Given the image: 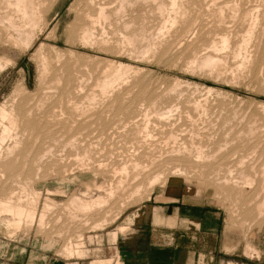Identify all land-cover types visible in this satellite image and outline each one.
<instances>
[{
	"label": "rangeland",
	"instance_id": "obj_1",
	"mask_svg": "<svg viewBox=\"0 0 264 264\" xmlns=\"http://www.w3.org/2000/svg\"><path fill=\"white\" fill-rule=\"evenodd\" d=\"M37 1L38 0H36L35 2ZM87 1L88 0H43L39 3L37 2L39 7L43 8L41 9V12H42V17L44 19L42 21V23L44 22L43 23L44 26L42 24L40 27L41 29L40 28L39 30L36 29V32L34 33L35 34L34 41L30 47L26 48L22 43L21 44L23 46H21L20 42H18L19 44L17 43L15 45L13 43L14 41L13 42L11 40L9 41L10 37L9 35L5 34L6 31L2 32L3 36H2V40L0 41V59H2V63L4 66H2V69H0V105L5 104L7 102L6 104V106H8L7 108L11 109L12 107V109L18 112V114H21V116H24L25 114H29L30 116L32 115L36 117L35 120L32 119L34 117L30 118V121L33 120L32 122H30V125L34 123L35 124L39 123V124H36L35 131H33L34 136H32L31 133H28L32 130L31 127L28 130L26 128L27 131L25 130V142H26L25 146L27 147L25 148V150H22L23 157L20 159V161H17L15 163L11 161L10 163H8V166L0 165V198H1L0 201L5 198L8 199V196H10V194L15 190L18 191V194H20L21 193L20 186L22 184L26 186L27 188H29L30 191L38 192L39 200L34 198L35 195L31 197V200H30L34 202L36 200L38 201L36 202L37 209H36L35 216L33 218L34 220L31 221L32 223L27 222V221L25 222L23 220V222H21V225H19V223H17L18 222L17 220H13L11 224L6 221H2L5 218H2L0 220V264H66V263L92 264L94 261H97L96 259H100V258L111 259L110 264H115L117 258L118 257L120 258L117 238H119L120 234L129 232L131 228L135 226L134 224L135 222H145L148 219L151 220L152 222H156L158 224L160 223V225L162 224V226H164L165 228H169V229L171 228L173 230L174 229L180 230V228L185 227L186 230L195 231V233L189 232L188 236H183V235L179 236V241H180L179 243L181 245H185V247H187V249H189L191 252L190 257L188 256V260L190 258V261L188 264H229L230 261H232L235 264H264V214H263L264 211L263 213L262 211H260V208L258 207L259 201L255 198L254 199L257 201H253V197H255V195L252 197L250 195L245 194L247 197L244 195H238V197H236L237 194L234 191L237 188L230 187V186H226L224 188L225 184L220 183L219 182L220 179H218L215 176L213 179L211 178L212 175H214L213 174L214 170H215V174L218 176V173L216 172H217L218 166L221 167L219 164L221 165L224 164V166H226L230 163L233 164V162H236V164L234 163V167L237 166L236 168H239V165H240L239 163L241 162V159L248 157L247 156L249 155L248 152L250 151L252 153V149L255 155L249 152L251 155H253V156L249 155L252 157L251 159L249 158L250 159L249 162L251 161L250 163H255L259 161L258 164H261L264 162L263 160L264 159V149H263L264 148L263 146L264 145L263 144L264 143V137H263L264 130H260L264 128L263 126L264 124H262L264 123L262 122L264 121V114H263L264 112H262L264 110L263 108H261L262 106H264V48H263L264 47L263 46L264 45V20H263L264 19V12H263L264 6H262V4L264 5V0H254L255 2L253 0L252 1L249 0V3L247 2V0L246 1L245 0H241V1L232 0L233 2L231 0H228V2L230 1L229 3H227L226 0H225L226 2H224L223 0H218L219 2L221 1L220 4L222 8L218 4L219 2L216 3L217 2L216 0L214 1L212 0L213 2L210 0L208 1L207 0L205 1L204 0H191V5L193 1L194 2L196 1V3H193V4L198 5V7L196 6L197 8L199 7L201 8V9L196 10V7L193 8V5H192L191 8L195 9V12L198 11L197 15L195 14V12L193 13L194 10L192 12L191 10L188 11L187 6L190 7L189 5L190 2L186 1L185 8L187 11H186L185 16L187 17V19L184 16L185 20L184 19L182 20L186 22L187 25L186 24L185 25L188 29H185V26H181V24L180 25L178 24L179 27L181 26L179 30L180 32L177 29L175 30L172 29V31L166 29V24L164 23L163 17L167 14L165 13L163 15V14H160V12H157L158 10L155 6V3H148V4L137 3L136 5L129 7L126 11L127 14L134 12L136 16L133 14V17H132V13L130 14L131 16L129 14H128L129 16L126 14L124 15V17H122L123 19H115L114 20L115 23H113L114 25L109 22H106V23L104 22L103 24H101L102 23L101 22L97 25V28L95 30L96 39L98 38L101 39L102 37L104 39L106 36V38L107 37L110 38L109 43L107 41L108 39L106 38H105L106 42L103 41V39H101L100 43L98 39L96 40L97 43L94 44L93 46L87 45L85 47V44L84 45L82 44L79 37H77L76 33H74V30H75L77 21H79L83 17L84 12L82 11L86 9V8L84 9V6L86 7ZM106 1L112 2L115 4L114 0H106ZM163 1L166 3V5H168L167 7H169V0H163ZM200 1H202V3L205 2L206 5L208 4V6H206L204 3L202 4ZM237 1L240 3H237ZM243 1L245 2L243 3ZM250 1L253 3H251ZM210 2L212 3V5H214V2H215L216 6L215 5L213 6L215 10L220 7L218 9V12L220 9H223V13H225L227 16L226 17L224 16L223 18L222 17L221 18H222V21L225 22V24L229 22V24L228 23L226 24L228 27L223 24L220 17H217L218 15L220 16L222 13H218L216 10L218 14H215L213 11L212 5H210ZM40 3L43 6H41ZM199 3H201L203 7L205 5L204 7L205 13L202 11L203 7L200 6ZM231 3H235L236 6L234 8L237 11H235L234 8H231V10L233 9L234 11L233 10L231 11L229 9L230 7L234 5L232 4L231 6ZM116 4L114 6H117ZM227 4H229L230 7L228 5V8H227ZM256 6L257 8L259 7L262 8V10L260 8L259 9L255 8ZM210 7L212 8V10H210L211 9ZM241 7H244L246 12H243L244 10L241 11L243 9ZM249 8L253 9V11H251V9ZM206 10H209V11H206ZM229 10H230V13L237 12L236 15L230 14ZM210 11H213V12H210ZM256 11L257 12L262 11V14H260L261 12L257 13ZM240 12H242L243 14L247 13L246 14L247 18H244L246 17L245 15L244 16L240 15L242 14ZM207 13L208 15L210 14V16L217 15L216 18H219V19L213 20V18H211L210 16H207ZM199 14H202V16L200 15L199 17ZM205 14L207 18H205L206 17ZM229 14L233 15V17L235 18H233L232 16H231V19L228 18L230 17ZM255 14L262 15L260 16L261 19L256 18V21L257 20H261V21L257 23L256 25L257 28L254 29V30L257 29V31L260 30V32L258 31L259 34L258 33L255 34V36L259 35L257 36L259 40H257V38L253 35L254 38L252 37L253 40L251 39L253 41L252 45L250 42V45H251L250 47L253 46L252 49L250 47L249 49L246 48V50L248 49L247 53L250 49H251L250 51L252 50L254 51L253 53L249 51V53H252L253 55H255V57L253 56L254 58L252 57L254 61L252 60V58H250L252 54L243 55L242 58L241 56H239L240 58L235 57L234 55H232V50L235 47V45L239 43V40H240L239 38H241V35L243 34L241 32H244L245 29L248 28L250 24V19L251 17L253 18V16H256ZM187 15L196 16V17L191 18L190 16L191 18L190 19ZM44 16H46V19ZM238 16L241 18L243 17L244 19L242 18L240 20ZM135 17L137 18L135 19ZM208 17L211 18V20ZM227 18L230 19V21ZM248 18L250 19L248 20ZM132 19L137 20V22L133 20L134 27L132 26L133 24L132 23L130 28L126 29L127 31L124 30L125 28L124 21L130 20V22H133ZM232 19H235L233 21H236V22H238L239 20L240 21L237 24L235 22L230 23ZM246 19L248 20L249 24L247 23V21H243ZM201 20L203 21V23ZM205 21H207V23H205ZM213 21L218 22L219 24L221 23L223 26H226V27L223 28L222 26V29H223L222 31L221 24H220V28L218 26L219 24L216 25L217 27H215L214 26L215 23ZM195 22H197L196 25H195ZM136 23H138V25H135ZM170 25H168V27ZM202 25H204L205 28H203L204 26ZM172 26L173 25H171L170 27ZM206 26L208 27L206 28ZM179 27L175 26V28H178V29ZM199 27L203 28V30ZM157 28L160 31L156 30ZM160 28L161 29L163 28L162 31ZM197 28H199L200 34L198 33ZM225 28L226 29L228 28L229 30H226ZM141 29H142V33L140 31ZM168 29H171V28H168ZM181 29L183 30V32H181L182 31ZM143 30H145V32H143ZM192 30H194V32H192ZM215 30L217 32L218 37H221L223 32L224 34L227 33L229 35L230 31H232L230 33H232L233 36L235 37V38L231 37L232 34H230L229 36L231 37V39L233 38L234 40L235 39L237 40L239 36L237 44H236V40L235 41L232 40V42L233 41L235 42V43L231 42L232 45L234 44L233 45L234 47H232V50L227 51L228 53L225 52L228 55L227 58H226L227 55L225 54L226 56H224V53H223L224 60L226 58L225 62H227L229 65L227 63L225 64H227L228 66L224 64V67L222 70L225 71L226 73L224 74V72L221 71L219 76L217 75L215 71H214L215 73H211L212 75L214 74L212 76L209 73V71L206 72L205 70L203 71L198 68H193L191 65L193 62V61L191 62V59L198 58L196 56L198 53L197 51L195 52L194 50L198 48L199 46H201L200 49L203 48V46L204 47L210 46L211 45L210 42L212 43V41L215 40L213 38L217 36ZM217 30L219 32L221 30L220 32L221 35L218 34ZM129 31L134 36L133 42L136 45H134L133 43H126L127 46L129 47L128 48L126 44L124 43L126 40L124 36L127 35L128 33L130 34ZM134 31L135 33L133 34ZM176 31L178 32L176 33ZM209 31L211 32L208 33ZM150 32L154 34L156 32L155 35L153 36L151 35L152 38H154L155 36L156 37L159 36L160 38L159 40L161 41L164 36L166 37V35H168L167 36V40H168L169 35L171 33L172 34L168 41L164 37L165 39L163 38V40L165 41L161 43V41L158 42L159 40L157 41L156 38L152 39L151 36L149 35ZM166 32H168V34ZM204 33L205 34L207 33L208 36L207 35L205 36ZM10 34L12 35L13 32L11 31ZM209 34H211L210 37H213V38L211 39L208 38ZM119 35L120 37L124 39L120 38ZM138 35L140 36L138 37ZM160 35H162V38ZM193 35L195 37L196 36L198 37H196L195 40H191L190 39L191 37L195 38ZM214 35L216 36L214 37ZM115 36H117V38ZM149 36L151 39H148ZM172 36L174 38L176 37V41L173 42L174 38ZM186 36L189 37L190 42L192 41L191 43L189 42ZM7 37H9L8 40H7ZM135 37L136 38L138 37L141 39L139 40L138 38L136 39ZM204 37L206 38L204 39ZM202 39H204V41ZM217 39L218 38H216L215 40L216 42H217ZM110 40H113V41L110 42ZM117 40H120L121 42L122 40H124L122 43L119 41L122 46L125 45L124 47H120L122 49H119L118 47L119 42ZM183 40L184 41L186 40V41L184 42ZM206 40H209V41H206ZM135 41L137 42L135 43ZM156 41L158 43H161V48L162 46H163V49L165 48L164 49L165 51L163 50L164 52L161 51L162 49L159 47L160 44L156 43ZM199 41L203 42V45H201L202 43H199ZM257 41L260 46L256 44ZM104 42L106 45H104ZM177 42H178V45H177ZM120 43H119V46H121ZM42 44L44 45L42 48V53L47 56L50 62L48 72L46 71V74L48 75V77L46 74L43 76L45 72H43L44 71L43 68H40L42 67V64L40 63V60L38 59L37 54H35V53H39V48L41 47ZM97 44L98 46H96ZM152 44L155 45L153 46L154 48L155 47L157 48L156 45L158 44V48L154 49L155 51L158 50L156 51V54L155 52L153 53L152 51L153 50L151 47ZM147 45L149 46V48ZM186 45L190 47H187ZM255 45H257V48ZM130 47L131 49L136 50V51L131 52ZM180 48H184L185 51ZM192 48H193V51H192ZM150 49H152L151 50L152 52H150ZM107 50L110 52H108ZM210 50H213V49H210ZM71 51L73 52L74 55H71L72 54ZM119 51L121 52V55L118 54ZM122 52H124L125 54ZM141 52L143 54H141ZM144 52H146L147 54L146 56L144 55L145 54ZM211 52L215 53L214 50ZM261 52L262 54H260ZM178 54L180 56H178ZM260 55H263V56H260ZM140 56L142 57V59ZM143 56L146 57V60H145V57L143 58ZM147 56H151V57L148 58ZM188 56H190L191 58L190 57L187 58ZM220 56H222V54H220ZM229 56L231 57L229 58ZM95 57H98L99 59ZM233 57L235 60H237L238 58V61H235ZM244 57L245 59L252 60V61L245 60L246 64L248 61L252 62V64L250 65V62H248L249 65L248 64L246 65L243 62ZM259 57L260 59L261 57L263 58L261 59L262 61L259 59ZM104 58L106 59L109 58L115 61V63H117L116 66L120 62L122 63V65L124 64L123 66L130 67V65H132L131 67L132 68L134 67L135 69L130 68L134 72L133 74H132V71H130V69H128L129 71L124 73L125 75L124 77H126L127 79H125L124 77L123 78L126 80L127 83L125 82L123 78H121L123 79L124 83L122 82V80H118L117 84L119 86L115 82L114 91L109 90L108 92H106L105 94L106 96L104 95L103 97V94H101L99 97V93H101V90L99 89L100 87H98V82L100 83L98 79L100 78L102 81L103 77L107 76L105 74L110 72L112 69L108 67L110 69L109 70L106 67L108 65L107 64L108 60L102 64L101 60L102 61L106 60ZM88 61H89L88 64L90 65L87 64L89 68H86L85 64ZM189 62H191V64ZM240 62L242 65L240 64ZM238 64H240L241 66H239ZM232 65L234 66L236 65L237 68L236 66L234 67ZM245 65L247 67L246 71L245 69H242L245 67ZM98 66L101 69L105 68V70L102 69L101 72H99L100 70L97 71V69H99ZM188 66H191V67L187 68ZM90 68L92 69L89 70ZM190 68L196 69V70H192ZM231 69L232 70L235 69V70L231 71ZM106 70L107 71L109 70V71L107 72ZM240 70L241 71L244 70L243 74L242 72H240ZM88 71H92L94 75L91 76L92 72H88ZM234 71L237 73H235ZM222 73L224 76L221 75ZM230 73L231 74L235 73L233 74L234 77ZM101 74H104L105 76L102 75L103 76L102 77ZM239 75H241L242 77ZM43 78L45 79V81ZM56 80L58 81L56 82ZM80 85L82 86L81 88H84V89L79 88ZM129 85H131L132 87ZM91 86H93L94 89L98 87L95 90V92L97 91L96 93H98V97L96 98V100L97 102L98 101L100 102V100L102 101L103 99L102 101L103 103L100 102L99 104L98 102L96 104V100H95V102H92L95 104L94 105V104H91L89 100L88 101L85 100V98H87L86 95L90 92V91L89 92H85V91L91 90V92H94L92 91L94 89H91ZM175 86L177 87L174 88ZM48 87H52V88L49 90ZM17 88L19 90H17ZM75 89H77V91ZM209 89H212V92H209ZM62 90H64L63 93H61ZM46 93H49V94H46ZM122 94H123V97H122ZM185 96L187 99L184 98ZM106 97H107V101H105ZM175 97H178V98H175ZM83 98L86 101V102H83L84 103L83 107L86 108L88 105V108H90V109L87 108L86 110L83 108L84 111H87L86 113H83L84 112L83 110L81 112V108H82L81 105H83L82 101H84ZM99 98H102V99H99ZM74 99L76 103L78 101V103L80 104L79 106L76 105L77 107L80 108V109L77 108L76 110L77 112L79 110L78 112L79 115H77L78 113L74 110L76 109L75 108L76 106L74 107V109L72 106L68 107V102L70 105L71 104L70 102L72 100L74 101ZM155 99L157 103H155L156 101L154 102ZM176 99L177 101L180 100V102L179 101L177 102ZM197 99L200 100V102L203 104H200V102ZM203 99H205V101ZM150 100L151 101L153 100V101L151 102ZM206 100L208 102H206ZM73 101H72V104L74 103ZM185 101L187 102V104ZM176 102L178 104L180 103L179 105L180 107H178L177 105L176 106L177 108L174 107L173 109V106L177 104ZM188 102L191 104L196 103L195 104L196 108L193 105H190ZM150 103L151 105H153L152 103H154V105L151 106ZM156 105L159 106L158 109H156L157 108ZM164 105L169 107V108L166 107V109L171 108L172 112L175 111L172 114L170 113L171 117L172 115H175L177 112L178 114L175 115L176 117L173 116V119L170 120L171 122V125L169 124L170 128L166 127L167 130L164 129L163 131H161V129L158 130V128L162 124H160L159 122L158 124L155 118H157L156 116L158 115L157 111H160L162 108L164 109H162L161 111L165 110ZM200 105L202 107H199ZM184 106H185V109H188V112H186L187 110L184 109ZM70 107L72 108L74 112L71 111ZM153 107H155L157 111H155ZM205 107H208L209 112L206 110ZM54 108L56 111L59 110L58 108H60L61 110L65 109L64 111H66L67 114L65 113L66 114L65 117L64 118L62 117V120L60 122H57L55 125H52L53 121L50 119H53L52 117L54 116L49 115L51 114L49 113V111H54ZM92 108L94 109V111L93 110L91 111ZM199 108H204V110L201 109V112L198 113ZM224 108L227 111L224 110ZM183 109L185 110V112ZM195 109H197L196 112H195ZM235 109L238 110L236 112L237 116H233L235 115V112H234ZM128 111L131 112L133 116L136 115L138 119L142 121L143 119L147 118L151 122V123L149 122V127H150L149 132L150 134L154 135V138L151 140L156 145H152V144L148 145L147 151L149 154L152 148L154 150L155 146H158L157 147L158 150H154L156 152L155 153L153 152V155H149L150 156L149 159L154 157L155 159L154 163L157 165V166L155 164L153 165L151 172L156 171L155 173H158L161 171L164 173V176L161 178L162 180L158 181L157 183H155V185L150 187L148 185L147 179H143L141 177L142 179L139 178L140 180L138 179L139 181L138 182L137 180L135 181L134 176L131 175L128 179V183L125 184V187L122 188L119 192H117L115 197L110 199L107 204H104L99 209H96V210L94 209V211L92 210L91 212H88V213L78 212V215L74 216V214H72V212H75L74 208H70L71 206L67 208V206L69 205L70 199L74 195H78L79 197H82L84 199L96 198L100 194L106 196L107 194L105 192V189L108 188L111 183H113L114 185L117 184V181L119 178L114 177L113 173H116L118 171L120 172L121 170L120 168H122V163L124 164L126 162H129L130 159H136L137 157L140 156V154H141L140 157L144 156V161L147 160V156L146 154L144 155V151H143L144 149L142 148L138 150L139 152L138 156L134 154L135 152L133 151L135 150L131 149V146H132L130 143L131 140L126 138L127 130L123 128V123L117 120V118H120V117H124V118L128 117L129 115ZM202 112H205V113H202ZM58 113H60V111H57L56 114ZM82 113L83 115L80 116ZM188 113L189 114L191 113L192 115L189 116ZM43 114H44V117H43ZM96 114H98L99 116ZM167 114L169 115V113ZM88 116H92V117H88ZM257 116L261 120L259 118H256ZM67 117H72V118H68L69 119L68 120L66 119ZM176 118H178V120H176ZM225 119L226 120L229 119V122L225 121ZM256 119L258 121L255 122V125H257L258 127L260 126L262 128L259 127L258 129V127L256 128V126H253L254 125L253 121L254 120L256 121ZM192 121H195V122L192 123ZM47 122H51V124L48 125ZM249 122H253V124ZM225 123H228V125L227 124L225 125ZM46 124L48 125V127ZM43 125L47 127L48 129L44 131L45 128H42L43 129L42 130L40 127H44ZM77 125L78 126L80 125V126L78 127ZM64 126H66L67 128H64ZM171 126L173 127L172 129H171ZM87 127L88 129H86ZM252 127L254 128V129H251L253 130V133H251V130H250V128ZM69 128L71 130H69ZM111 129L114 131H111ZM244 130L246 131V133L244 132ZM38 131H40L39 132L40 134L38 133ZM49 131L52 132L50 133L51 136L48 134ZM168 131H169V134H168ZM188 131H190L191 133ZM198 131L202 133L204 132V134L200 133L201 134L200 135ZM80 132L83 134L82 136ZM187 132L190 134H188ZM239 133H241L240 134L241 138L238 137ZM163 134H165V136H163ZM166 134H168L169 136L168 135L166 136ZM173 134H174V137L172 138ZM176 134L177 135L179 134L178 135L179 137ZM195 134L196 135L199 134L200 136H202L203 137V138L201 137L202 141L200 137L196 138L198 136H196ZM225 134H228V135H225ZM246 134L247 136L248 135L249 136L247 137ZM37 135L39 136V138ZM47 135L48 137H46ZM74 135L80 136L79 137L80 144L78 146H72L68 143L67 145V142H69L70 138H72V136ZM252 135H255V136H252ZM170 136L171 138H168ZM166 137L168 139V142L170 141L171 144L170 142L169 143L167 142ZM192 138L193 139L195 138V140H193ZM192 140L195 144L191 142ZM226 141H229V142H227L228 144L226 145V147H224L225 146L224 144ZM233 141L234 143H232ZM236 141L238 142L235 143ZM243 141L246 143V145ZM187 143L194 144L193 151H196L195 149H197V146H198L197 144L201 145L199 147L200 149L198 148L199 151L202 149L201 147H203L204 150H201L202 153L203 151L204 153L206 151L207 153L209 152L208 154L210 156L208 154L205 155L206 153L204 154L205 156L209 157L208 158L209 160L208 161L205 160L203 161L204 163H202L199 160L195 159L196 157L188 158L185 155H183L184 154L183 152L185 151L183 152L181 151L183 149L185 150V145H187ZM190 144L188 145L191 146L192 144L191 145ZM220 145H223V149L225 148V150L219 153L218 155H216L215 154L216 152H214V150L217 151L216 148L219 149L218 147ZM49 146H52L54 156L53 155L51 157L47 156L44 159H42L44 151ZM174 146H175V151L173 152L170 149L172 148L174 149ZM227 146H228V149H227ZM243 146L245 147V151H244ZM254 148H257L256 150L257 151L260 150V152L258 151L257 153ZM87 151H88V154H87ZM130 151L132 152L129 153ZM241 152H243L244 154L243 153L241 154ZM212 153L215 155H212ZM77 154H80L81 156ZM242 155L245 157H243ZM75 156L78 157L77 159L79 160L75 159L76 158ZM240 156L243 158H241ZM261 157H263V159ZM257 158H261V159H259L258 161H254V160H257ZM232 159H234L235 161L234 160L232 161ZM230 160L231 162L229 163ZM260 160H263V161L260 162ZM174 165H175L174 167L175 169L173 168ZM27 167L29 168L28 170H27ZM176 169L177 170L179 169V170L177 171ZM240 169H241V166L239 169H237V172H239ZM112 171L113 173H111ZM223 171L225 175L227 171L221 170V172ZM174 172H177V173L175 174ZM19 176L20 178H18ZM133 179L134 181H132ZM17 183L19 185L21 183L22 184L18 187ZM134 184L136 186H141L140 192H138L137 195L135 193V195L133 194V195L127 196L128 191H131V189L135 187ZM227 190L228 191L230 190L231 193L230 191L228 192ZM232 191L234 192V194ZM231 194H233V196L236 199L239 198V202L237 201L238 199L236 200L234 198L235 200H233V197L229 196ZM263 195L264 194L261 193V197H263ZM241 196H243L242 199H241ZM23 198L25 199V201H23V208L25 206L29 207V205H26V204H29L28 202H26V198L25 197ZM46 199L54 201L56 205H54L55 207L53 206L51 209H48V212L46 211V214L42 221L43 224L42 223L39 224V213H41ZM7 218L9 217H6V219ZM103 220L105 222H103ZM99 222L101 225H97V223L99 224ZM121 224H125L126 226H128L129 229L124 232L119 231L118 226ZM177 235H178V232H177ZM173 236L176 237V235H173ZM71 244L75 245V248L79 250V254L72 255V256L67 255L68 253H66V248L70 246ZM249 246L251 249H249ZM253 248H256L259 251V252L257 251V255L256 253H253L254 251ZM181 259L183 261L184 257H181ZM123 264L125 263L123 262Z\"/></svg>",
	"mask_w": 264,
	"mask_h": 264
},
{
	"label": "bare ground",
	"instance_id": "obj_2",
	"mask_svg": "<svg viewBox=\"0 0 264 264\" xmlns=\"http://www.w3.org/2000/svg\"><path fill=\"white\" fill-rule=\"evenodd\" d=\"M36 0H0V41L2 40V32L4 31H6L5 32V34L6 35H9V37H10V39H9V37H7V40L9 39V41L11 40L15 45L18 43V42H20V44L22 43L26 48L27 47H30L31 45H32V43H33V41H34V33L36 32V29H38L39 30V28L41 27V25L44 23H42V21L44 20L43 19V17H42V12H41V9H43V8H40L39 7V5H38V3L39 2H41V1H43V0H38L37 2H35ZM186 1H188V2H190L189 3V5H190V7L189 6H187V8H188V11H190L191 10V12L193 11V13L195 12V9H192L191 7H192V5H193V8L194 7H198V5H194L193 3H196V1L194 2L193 1V3H192V5H191V0H169V7H167L168 5H166V3L163 1V0H114V2H115V4H116V2H117V6H114L115 4L114 3H112V2H108V1H106V0H88L87 1V4H86V7L84 6V11H82V12H84L83 13V17L79 20V21H77V24H76V26H75V30H74V33H76V36L77 37H79V39L81 40V42H82V44L84 45L85 44V47L87 46V45H94V44H96L97 43V41L96 40H98L99 38V36L97 37L98 39H96V37H95V30H96V28H97V25L99 24V23H101V24H103L104 22L106 23V22H109V23H115V19H123L122 17H124V15H126L127 13H126V11H127V9L129 8V7H131V6H133V5H136L137 3H146V4H148V3H155V6H156V8H157V12H160V14H167V15H165L163 18H164V23L166 24V29L167 30H171L172 31V29H177L178 31L180 30V27L181 26H185V29H188L187 27H186V22H184V20H185V18H184V16L186 15V8H185V5H186ZM205 1V0H204ZM208 1V0H207ZM210 1H212V0H210ZM214 1V0H213ZM212 1V2H213ZM217 2L216 3H218L219 1L218 0H216ZM224 2H226L227 1V3H229L228 2V0H223ZM222 1V2H223ZM232 1V0H231ZM234 1V0H233ZM232 1V2H233ZM238 1H241V0H238ZM237 1V3H240V2H238ZM246 1V0H245ZM245 1H243V3L245 2ZM252 1V0H251ZM250 1V2H251ZM254 1V0H253ZM198 2V1H197ZM201 3H202V1H200ZM221 2V1H220ZM220 2L218 3L219 5H220V7H221V4H220ZM247 2L249 3V0H247ZM255 2V1H254ZM257 2V1H256ZM260 2V1H259ZM201 3H199L200 4V6H202L203 7V3L205 4V2H203L202 4ZM207 3H209V2H207ZM251 3H253V2H251ZM263 3V2H262ZM41 4V3H40ZM112 4H113V6H112ZM188 4V3H187ZM217 4V5H218ZM223 4H225V3H223ZM232 4H234L233 6H232ZM82 5V4H81ZM151 5V4H150ZM206 5V4H205ZM205 5H204V7H205ZM210 5H212V3L210 2ZM209 5V6H210ZM214 5H215V2H214ZM214 5H212V7L214 6ZM228 5L229 4H227V8H228ZM241 5V4H240ZM239 5V6H240ZM245 5H247V4H245ZM261 5V4H260ZM41 6H43L42 4H41ZM206 6H208V4L206 5ZM216 6V5H215ZM231 6L232 7H230V5H229V9L231 10V8H234L236 5H235V3H231ZM238 6V7H239ZM242 6V5H241ZM244 6V5H243ZM262 6H264L263 4H262ZM261 6V7H262ZM149 7H151V6H149ZM196 7V10L197 9H201L200 7L199 8H197ZM203 7V12H204V10H205V8ZM219 7V8H220ZM224 7V6H223ZM148 8V7H147ZM167 8H169V9H167ZM189 8H191V9H189ZM209 8V7H208ZM211 8V7H210ZM217 8V7H216ZM218 8V9H219ZM222 8V7H221ZM226 8V9H227ZM240 8V7H239ZM241 8H243L241 11H243V12H246L245 11V9H244V7H241ZM255 8H257V6L255 7ZM260 8V7H259ZM259 8H257V9H259ZM218 9H216L217 10V12H218ZM236 9H238V8H236ZM249 9H251V8H249ZM261 10H262V8H260ZM137 10V9H136ZM210 10H212V8L210 9ZM216 10H215V8L213 7V11H214V13L215 14H218V13H222L221 15H223V14H225V13H223V9H220L219 10V12L217 13L216 12ZM228 10V9H227ZM230 10H229V13H230ZM233 10V9H232ZM231 10V11H232ZM234 10H235V8H234ZM233 10V11H234ZM248 10V9H247ZM255 10V9H254ZM166 11H168V12H166ZM206 11H209V10H206ZM213 11H210V12H213ZM235 11H237V10H235ZM249 11V10H248ZM251 11H253V9H251ZM250 11V12H251ZM82 12H80V13H82ZM145 12V11H144ZM198 12V11H197ZM197 12H195V14L197 15L198 13ZM201 12V11H200ZM199 12V13H200ZM257 12V11H256ZM259 12V11H258ZM257 12V13H258ZM261 12V13H260ZM259 13L260 14H262V11H260ZM264 12V11H263ZM44 13V12H43ZM132 13V12H131ZM131 13H128L129 15L131 14ZM190 13V12H189ZM205 13V12H204ZM209 13V12H208ZM208 13H207V16H210V14L208 15ZM227 13H228V11H227ZM237 13V12H236ZM236 13H230V14H235L236 15ZM240 13H242V12H240ZM240 13H238V14H240ZM127 14V15H128ZM133 14H134V12L132 13V17H133ZM152 14H153V12H152ZM159 14V15H160ZM211 14H213V13H211ZM229 14V16L230 17H228V18H230L231 19V16L233 17V15H230ZM237 14V15H238ZM247 13H245V14H240V15H245L246 17H244V18H247V15H246ZM252 14V13H251ZM251 14H249V15H251ZM45 15V14H44ZM80 15V14H79ZM128 15V16H129ZM135 16H136V14H134ZM194 15V14H193ZM200 15L202 16V14H199V17H200ZM204 15V14H203ZM217 16V17H226L227 15L225 14V15H223V16ZM234 15V16H235ZM253 15V14H252ZM256 16H253V18L251 17V19H252V21H251V19L250 18H248V20L250 19V24H249V22H248V20L246 19V20H243V21H247V23L249 24V26H248V28L247 29H245V31L244 32H241V33H243L242 35H241V38H239V36H238V38L240 39L239 40V43L237 42L238 41V38H237V40H236V44L237 45H235V47L231 44V42H232V40H234L233 38H235L234 36H233V34L232 33H230V32H232V31H230L229 32V35L230 34H232V36L231 37H233L232 39H231V37L226 33V34H224V32H223V34L221 35L220 34V32H221V30H220V32L218 31V34H220L221 35V37H218V35H217V32H216V30H215V32H216V35H214V37L215 38H213V37H210V35L212 34H209V37L208 38H213V39H215L216 40V38H218L217 39V42L214 40V41H212V43L210 42V46H208V47H204L203 46V48H201L200 49V47L201 46H199L198 48H196L194 51L196 52L197 51V53L199 54H197L196 56L199 58H194V59H191V62H192V64H191V62H189L191 65H192V67L193 68H198V69H200V70H205L206 72L207 71H209V73L211 74V73H217V75L219 76V74L221 73V71H223L222 69H223V67H224V64L225 63H227V62H225V60H226V58L228 57V55L226 54V53H228L227 51H230V50H232V47H234L233 48V50H232V55H234L235 57H239V56H241V58L243 57V55H246V54H248V55H251L254 51L252 50V51H250L251 49H252V47H250L251 45H252V37L254 38V36H255V34H257L258 33V31L260 32V30H258L257 31V29L256 30H254L255 28H257V23L259 22V21H261V20H257L256 21V18L257 19H261L260 18V16H262V15H259V14H255ZM131 16V15H130ZM145 16V15H144ZM189 18H190V16L191 15H187ZM205 16H206V14H205ZM207 16L205 17V18H207ZM212 16H214V17H212ZM216 16L215 15H211L210 17L211 18H213V20L214 19H219V18H216ZM45 17V19H46V16H44ZM80 17V16H79ZM132 17H130V18H132ZM161 17V16H160ZM186 17V16H185ZM192 17H196V16H191V18ZM239 17V16H238ZM125 18H126V16H125ZM129 18V19H130ZM137 17H135V19H136ZM190 18V19H191ZM209 18V17H208ZM211 18H209L210 20H211ZM222 18H221V21H222ZM227 18V19H228ZM233 18H235V17H233ZM237 18V17H236ZM243 18V17H242ZM241 17H239V19L241 20L242 19ZM243 18V19H244ZM77 19H79V18H77ZM135 19H132V21L133 20H135ZM146 19V18H145ZM182 19H184V20H182ZM186 19H187V17H186ZM202 19V18H201ZM209 19H207V20H209ZM225 19V18H224ZM223 19V20H224ZM230 19H228L229 21H230ZM160 20V19H159ZM198 20H200V19H198ZM226 20V19H225ZM233 20H235V19H232L231 20V22L230 23H233V22H235L236 24L237 23H239V21H238V19H237V21L238 22H236V21H233ZM264 20V19H263ZM121 21V20H120ZM123 21V20H122ZM188 21H189V19H188ZM188 21H187V23H188ZM197 21V20H196ZM202 21V20H201ZM217 21V20H216ZM219 21V20H218ZM119 22V21H118ZM135 22H137V20H135ZM198 22V21H197ZM197 22H195V25L197 24ZM212 22V21H211ZM214 22V21H213ZM220 22V21H219ZM223 22V24L224 25H226L227 23L229 24V22H227L226 24H225V22L224 21H222ZM121 23V22H120ZM120 23H119V25H120ZM124 23H125V28H124V30H126L127 28H130V26H131V24H132V26L134 27V21L133 22H130V20H128V21H124ZM138 23H139V21H138ZM138 23H136L135 25H138ZM163 23V22H162ZM191 23V22H190ZM199 23V22H198ZM202 23H203V21H202ZM201 23V24H202ZM205 23H207V21H205ZM209 23V22H208ZM215 23V27H217L216 25H218L219 23L218 22H214ZM214 23H212V24H214ZM217 23V24H216ZM243 23V22H242ZM246 23V22H245ZM173 25L172 27H168V25ZM181 24V26L179 27V25ZM186 24V25H185ZM210 24V23H209ZM208 24V25H209ZM221 24V23H220ZM220 24L218 25L219 26V28H220ZM114 25V24H113ZM118 25V26H119ZM140 25V24H139ZM178 25V26H177ZM194 25V26H195ZM207 25V24H206ZM238 25H240V24H238ZM242 25V24H241ZM258 25H260V24H258ZM262 25V24H261ZM43 26H44V24H43ZM165 26V25H164ZM163 26V27H164ZM175 26L176 27H179V29L178 28H175ZM200 26V25H199ZM202 26H204V25H202ZM201 26V27H202ZM213 26V25H212ZM222 24H221V29H222ZM227 26V25H226ZM226 26H223V28L224 27H226ZM120 27V26H119ZM122 27V26H121ZM159 27V26H158ZM161 27V26H160ZM171 28V29H168V28ZM189 27V26H188ZM193 27V26H192ZM201 27H199V28H201ZM208 26H206V28H207ZM228 27V26H227ZM231 27V26H230ZM104 28V27H103ZM117 28V27H116ZM144 28V27H143ZM199 28H197L198 29V33H199ZM203 28H205V26L203 27ZM203 28H201L202 30H203ZM211 28V27H210ZM232 28H234V27H232ZM231 28V29H232ZM41 29V28H40ZM110 29V28H109ZM113 29V28H112ZM111 29V30H112ZM161 29V28H160ZM163 29V28H162ZM162 29H161V31H162ZM182 29H183V27H182ZM181 29V30H182ZM226 29V28H225ZM224 29V30H225ZM260 29V28H259ZM102 30V29H101ZM129 30H131V29H129ZM133 30H135V29H133ZM156 30H158V28L156 29ZM207 30H209V29H207ZM206 30V31H207ZM226 30H229L228 28L226 29ZM238 30V29H237ZM11 31L13 32V34L11 35L10 33H11ZM98 31V30H97ZM115 31V30H114ZM127 31V30H126ZM141 31V33H142V29L140 30ZM158 31H160V30H158ZM157 31V32H158ZM170 31V32H171ZM178 31H176V33L178 32ZM186 31V30H185ZM190 31V30H189ZM222 31H223V29H222ZM234 31V30H233ZM121 32V31H120ZM130 32V31H129ZM143 32H145V30H143ZM169 32V31H168ZM168 32H166L167 34H168ZM180 32V31H179ZM181 32H183V30L181 31ZM192 32H194V30H192ZM211 31H209L208 33H210ZM215 32H214V34H215ZM262 32V31H261ZM128 33V32H127ZM126 33V34H127ZM135 33V31L133 32V34ZM139 33V32H138ZM159 33V32H158ZM157 33V34H158ZM165 33V34H166ZM196 33H197V31H196ZM196 33H194V34H196ZM238 33V32H237ZM240 33V32H239ZM105 34V33H104ZM118 34V33H117ZM123 34V33H122ZM136 34H137V32H136ZM135 34V35H136ZM148 34V33H147ZM155 34H156V32H155ZM154 33H149V35L151 36H153V35H155ZM160 34H162V33H160ZM172 34V33H171ZM171 34L169 35V37H168V40H169V38H170V36H171ZM174 34V33H173ZM178 34H180V33H178ZM187 34H189V33H187ZM200 34V33H199ZM203 34V33H202ZM205 34V33H204ZM259 34V33H258ZM5 35V36H6ZM164 35V34H163ZM176 35V34H175ZM184 35V34H183ZM208 36V34L206 33L205 34V36ZM219 35V36H220ZM235 35V34H234ZM254 35V36H253ZM71 36V35H70ZM75 36V37H76ZM102 36V35H101ZM110 36V35H109ZM140 35H138V37H139ZM143 36V35H142ZM150 36H149V38L148 39H151L152 38V36H151V38H150ZM158 36V35H157ZM161 36V38H162V35H160ZM167 36L168 35H166V40H167ZM177 36V35H176ZM190 36V35H189ZM194 36V35H193ZM202 36V35H201ZM257 36H259V35H257ZM257 36H255L256 38H257ZM111 37V36H110ZM114 37V36H113ZM116 38H117V36H115ZM119 37H120V35H119ZM137 37V38H138ZM163 37V38H164ZM173 37V36H172ZM187 37V39L189 40V37L188 36H186ZM195 37V36H194ZM196 37H198V36H196ZM196 37L195 38H190L191 40H195L196 39ZM263 37V36H262ZM105 38H106V36H105ZM103 39V37L101 38V39H103V41H105L106 39H108L107 41H108V43H109V39L110 38H106V39ZM120 38H122V37H120ZM124 38L126 39L125 40V44L126 43H133L134 44V36L132 35V33L130 32V34L128 33L127 35H125L124 36ZM124 38H122V39H124ZM136 38V37H135ZM136 38V39H137ZM143 38H145V37H143ZM142 38V39H143ZM146 38H147V36H146ZM156 38V40L158 41L160 38H159V36L158 37H154V38H152V39H155ZM163 38H162V41L161 40H159L158 42H160L161 41V43L163 42V41H165V40H163ZM164 38V39H165ZM174 38V37H173ZM183 38V37H182ZM206 37H204V39H205ZM220 38V39H219ZM261 38V37H260ZM101 39H99V43L101 42L100 40ZM139 40L141 39V38H138ZM180 39V38H179ZM186 39V38H185ZM204 39H202L203 41H204ZM252 39V40H251ZM263 39V38H262ZM79 40V41H80ZM167 40V41H168ZM170 40H172V39H170ZM182 40V39H181ZM234 40V41H235ZM256 40V39H255ZM257 40H259L258 38H257ZM69 41H70V39H69ZM74 41V40H73ZM113 40H110V42H112ZM118 42L120 41V40H117ZM124 40H122V42H123ZM144 41V40H143ZM151 41H153V40H151ZM156 41V43H158ZM174 41H176V37L173 39V42ZM184 41V40H183ZM183 41H182V43H183ZM186 41V40H185ZM184 41V42H185ZM206 41H209V40H206ZM206 41H205V43H206ZM232 42V43H235V42ZM260 41H261V39H260ZM75 42V41H74ZM81 42H80V44H81ZM106 42V41H105ZM105 42H104V45H106L105 44ZM121 42V41H120ZM119 42V43H120ZM121 42V43H122ZM137 41H135V43H136ZM141 42H142V40H141ZM148 42H149V40H148ZM189 42H190V40H189ZM192 42V41H191ZM190 42V43H191ZM197 42V41H196ZM250 42H251V45H250ZM98 43V44H99ZM103 43V42H102ZM119 43H118V47H119V49H122V48H120V47H124L125 45H121V43H120V45L121 46H119ZM123 43V44H124ZM152 43V42H151ZM150 43V44H151ZM161 43H158V44H160V48H161ZM181 43V42H180ZM199 43H202L201 45H203V42H201V41H199ZM255 43V42H254ZM253 43V44H254ZM19 44V43H18ZM21 44V46H23ZM98 44L96 45V46H98ZM116 44V43H115ZM141 44H143V43H141ZM158 44L156 45L157 46V48H158ZM169 44H171V43H169ZM187 44V43H186ZM189 44V43H188ZM257 45H259L258 44V41H257V43H256ZM100 45V44H99ZM129 45V44H128ZM134 45H136V44H134ZM149 45V44H148ZM147 45V46H148ZM164 45H165V43H164ZM167 45V44H166ZM177 45H178V42H177ZM232 45V46H231ZM257 45H255L256 46V48H257ZM43 44L41 45V47L39 48V53H35V54H37V56H38V59L40 60V63L42 64V67H40V68H43V72H45L44 74H43V76L46 74V71L48 72V68H49V59L47 58V56L46 55H44L43 53H42V48H43ZM91 46V47H92ZM126 46H127V44H126ZM146 46V47H147ZM153 46H155L154 44H152L151 45V47H152V49H150V52H152L153 51V53L155 52V54H156V51H158V50H154V49H157L156 47L154 48ZM171 46V45H170ZM180 46V45H179ZM187 47H190V46H188V45H186ZM260 46V45H259ZM264 46V45H263ZM20 47V46H19ZM106 47V46H105ZM104 47V48H105ZM128 47V46H127ZM132 47V46H131ZM131 47H130V50H131V52L132 51H136V50H133V49H131ZM145 47V48H146ZM174 47H176V46H174ZM249 47L251 48L249 51L250 52H252V53H249V51H248V53H247V50L249 49ZM23 48V47H22ZM38 48V47H37ZM93 48V47H92ZM91 48V49H92ZM107 48V47H106ZM115 48V47H114ZM129 48V47H128ZM127 48V49H128ZM133 48V47H132ZM144 48V49H145ZM148 48H149V46H148ZM185 48V47H184ZM184 48H180V49H182V50H184L185 51V49ZM194 48H195V46H194ZM246 48H248L247 50H246ZM260 48H262V47H260ZM264 48V47H263ZM24 49V48H23ZM103 49V48H102ZM101 49V50H102ZM109 49H111V48H109ZM126 49V50H127ZM135 49H136V47H135ZM138 49V48H137ZM143 49V48H142ZM162 50L161 51H163L164 49H163V46H162V48H161ZM210 49H213L214 51H215V53L214 52H211V51H213V50H210ZM255 49V48H254ZM104 50V49H103ZM124 50H125V48H124ZM124 50H122V51H124ZM129 50V51H130ZM152 50V51H151ZM177 50H178V48H177ZM190 50V49H189ZM188 50V51H189ZM200 50V51H199ZM259 50V49H258ZM262 50V49H261ZM38 51V50H37ZM73 51V50H72ZM71 51V55H74L73 54V52ZM106 51V50H105ZM108 51V50H107ZM128 51V50H127ZM126 51V52H127ZM148 51V50H147ZM146 51V52H147ZM165 51V50H164ZM163 51V52H164ZM192 51H193V48H192ZM191 51V52H192ZM199 51V52H198ZM62 52V51H61ZM108 52H110V51H108ZM130 52V53H131ZM140 52V51H139ZM146 52H144L145 54V56L147 55L146 54ZM149 52V53H150ZM195 52H193V53H195ZM226 52V53H225ZM60 53V52H59ZM75 53V52H74ZM86 53V52H85ZM122 53H124V52H122ZM148 53V54H149ZM183 53V52H182ZM223 53H224V56H226V58H225V60H224V56H223ZM61 54V53H60ZM118 54H120L121 55V52L119 51V53ZM125 54V53H124ZM123 54V55H124ZM134 54V53H133ZM141 54H143L142 52H141ZM140 54V55H141ZM181 54V53H180ZM190 54V53H189ZM220 54H222V56H220ZM226 54V55H225ZM230 54V53H229ZM260 54H262V52L260 53ZM90 55V54H89ZM128 55V54H127ZM131 55V54H130ZM154 55V54H153ZM192 55V54H191ZM35 56V55H34ZM70 56V55H69ZM91 56V55H90ZM145 56H143V58L145 57ZM155 56V55H154ZM153 56V57H154ZM178 56H180L179 54H178ZM194 56H195V54H194ZM193 56V57H194ZM255 57V55H253L252 54V56L250 57V58H252V57ZM260 56H263V55H260ZM71 57V56H70ZM87 57V56H86ZM141 57V56H140ZM148 58H150L151 56H147ZM152 57V58H153ZM190 56H188L187 58H189ZM231 56H229V58H230ZM253 57V58H254ZM78 58V57H77ZM81 58V57H80ZM95 58H98V57H95ZM148 58H147V60H148ZM186 58V59H187ZM191 58V57H190ZM228 58V59H229ZM240 58V57H239ZM252 58V60L254 61V59ZM55 59H56V57H55ZM99 59V58H98ZM97 59V60H98ZM104 59H106V58H104ZM141 59H142V57H141ZM154 59V58H153ZM233 59H234V57H233ZM232 59V60H233ZM259 59H260V57H259ZM261 59H263L262 57H261ZM260 59V60H261ZM62 60V59H61ZM91 60V59H90ZM89 60V61H90ZM108 60V65L106 66L107 68L109 67L110 69H111V71L110 72H108L107 70V74H105V75H107V76H105L104 74H101V76L102 75H104L105 77H103V80L101 81V79L99 78L98 80L100 81V83L98 82V87H100L99 89L101 90V93H99V97H100V95L101 94H103V97H104V95L106 94V92H108L109 90H115V82H116V84H117V81L118 80H122V82L124 83V81H123V79L125 78V79H127L126 77H124L125 75H124V73H126L127 71H129L128 69H130V68H132L131 66L132 65H130V67H128V66H123L122 65V63H120L119 62V64L116 66V64L117 63H115V61H113V60H111V59H109V58H107L106 60H101V62H102V64L105 62V61H107ZM144 60V59H143ZM145 60H146V57H145ZM235 60V59H234ZM244 61V63H245V60H251V59H245V57H244V59H243ZM251 60V61H252ZM5 61V60H4ZM8 61V60H7ZM80 61V60H79ZM89 61L85 64L86 65V68H89L88 66H87V64L89 63ZM175 61V60H174ZM190 61V60H189ZM230 61V60H229ZM235 61H238V58H237V60H235ZM262 61V60H261ZM61 62V61H60ZM73 62V61H72ZM97 62V61H96ZM99 62V61H98ZM100 62V63H101ZM187 62V61H186ZM242 62V61H241ZM241 62H240V64H241ZM247 62V61H246ZM248 62H250V61H248ZM247 62V64L249 65V63ZM76 63V62H75ZM92 63V62H91ZM176 63V62H175ZM183 63V62H182ZM235 63V62H234ZM239 63V62H238ZM40 64V65H41ZM93 64V63H92ZM95 64H97V63H95ZM99 64V63H98ZM188 64V63H187ZM189 64V65H190ZM228 64V63H227ZM227 64H225V65H227ZM240 64H238L239 66H241ZM246 64V63H245ZM246 64V65H247ZM252 64V62H250V65ZM73 65V64H72ZM80 65V64H79ZM84 65V66H85ZM88 65H90V64H88ZM94 65V64H93ZM101 65V64H100ZM105 65V64H104ZM128 65V64H127ZM229 65V64H228ZM227 65V66H228ZM246 65H245V67L244 68H242V69H245V71H246V69H247V67H246ZM2 66H4L3 65V63H2V59H0V69H2ZM187 66V65H186ZM226 66V67H227ZM232 66H234V65H232ZM236 66V65H235ZM234 66V67H235ZM238 66V67H239ZM243 66H244V64H243ZM56 67V66H55ZM76 67V66H75ZM91 67H93V66H91ZM103 67H105V66H103ZM113 67H115V68H113ZM137 67V66H136ZM189 67H191V66H188L187 68H189ZM230 67V66H229ZM39 68V69H40ZM95 68V67H94ZM98 68H99V66H98ZM236 68H237V66H236ZM251 68V67H250ZM92 68H90L89 70H91ZM103 69V68H102ZM101 68H99V69H97V71L98 70H100L99 72H101V70H102ZM132 69H135L134 67L132 68ZM136 69H138V68H136ZM190 69H192V68H190ZM228 69V68H227ZM241 69V70H242ZM54 70V69H53ZM103 70H105V68L103 69ZM192 70H196V69H192ZM191 70V71H192ZM229 70V69H228ZM233 70H235V69H233ZM232 69H231V71H233ZM239 70V69H238ZM240 70V72H242V74H243V71H241ZM56 71V70H55ZM106 71H105V73H106ZM130 71H132L131 69H130ZM136 71V70H135ZM215 71V72H214ZM227 71V70H226ZM42 72V71H41ZM42 72V73H43ZM88 72H92V71H88ZM95 72V71H94ZM138 72H139V70H138ZM137 72V73H138ZM196 72V71H195ZM200 72V71H199ZM205 72V73H206ZM224 72V74L226 73L225 71H223ZM235 72V71H234ZM239 72V71H238ZM77 73V72H76ZM102 73H103V71H102ZM110 73V74H109ZM134 72L132 71V74H133ZM228 73V72H227ZM235 73H237V72H235ZM235 73H233V74H235ZM82 74V73H81ZM109 74V75H108ZM231 74V73H230ZM233 74H231V75H233ZM240 74V73H239ZM47 75V74H46ZM76 75V74H75ZM91 75V74H90ZM94 74H93V72H92V75L91 76H93ZM128 75V74H127ZM212 75V74H211ZM214 75V74H213ZM212 75V76H213ZM216 75V76H217ZM221 75H223V73L221 74ZM42 76V75H41ZM224 76V75H223ZM239 76H241V75H239ZM238 76V77H239ZM47 77H48V75H47ZM46 77V78H47ZM82 77V76H81ZM80 77V78H81ZM84 77V76H83ZM99 77V76H98ZM124 77V78H123ZM222 77V76H221ZM233 77H234V75H233ZM242 77V76H241ZM42 78V77H41ZM121 78H123V79H121ZM129 78V77H128ZM232 78V77H231ZM235 78H236V76H235ZM44 79V78H43ZM70 79V78H69ZM124 79V80H125ZM238 79H240V78H238ZM97 80V81H98ZM129 80V79H128ZM233 80H234V78H233ZM235 80H237V79H235ZM259 80V79H258ZM44 81H45V79H44ZM50 81V80H49ZM58 80H56V82H57ZM75 81V80H74ZM96 81V82H97ZM141 81V80H140ZM178 81V80H177ZM240 81V80H239ZM73 82V81H72ZM121 82V81H120ZM125 82H126V80H125ZM139 82V81H138ZM77 83V82H76ZM127 83V82H126ZM53 84V83H52ZM59 84V83H58ZM78 84V83H77ZM96 84V83H95ZM120 84V83H119ZM118 85V84H117ZM134 85V84H133ZM141 85H143V84H141ZM179 85H180V83H179ZM178 85V86H179ZM95 86V85H94ZM97 86V85H96ZM119 86V85H118ZM129 86H131V85H129ZM82 86L80 85L79 86V88H81ZM93 86H91V89H94V87L92 88ZM97 87V88H98ZM132 87V86H131ZM177 86H175L174 88H176ZM52 87H48V89L50 90ZM96 88V87H95ZM96 88V89H97ZM135 88V87H134ZM137 88V87H136ZM23 89H25V88H23ZM47 89V90H48ZM56 89V88H55ZM78 89V88H77ZM77 89H75L76 91H77ZM81 89H84V88H81ZM80 89V90H81ZM86 89V88H85ZM90 89V88H89ZM96 89H94V90H92V91H94V92H91V90H88V91H85V92H89L87 95H86V97L88 98H85V100H89V102L91 103V104H94V103H92V102H95V100H96V98L98 97V93H96L95 92V90ZM138 89V88H137ZM172 89V88H171ZM17 90H19L18 88H17ZM22 90V89H21ZM124 90H125V88H124ZM123 90V91H124ZM159 90V89H158ZM52 91V90H51ZM79 91V90H78ZM168 91V90H167ZM173 91V90H172ZM61 92V91H60ZM64 92V90H62V92L61 93H63ZM80 92V91H79ZM78 92V93H79ZM82 92V91H81ZM112 92V91H111ZM120 92H122V91H120ZM209 92H212V89H209ZM208 92V93H209ZM226 92V91H225ZM24 93V92H23ZM66 93V92H65ZM160 93V92H159ZM183 93V92H182ZM46 94H49V93H46ZM84 94V93H83ZM119 94V93H118ZM218 94V93H217ZM61 95V94H60ZM65 95V94H64ZM114 95V94H113ZM116 95H117V93H116ZM116 95H115V97H116ZM120 95H121V93H120ZM128 95V94H127ZM137 95V94H136ZM150 95V94H149ZM186 95V94H185ZM222 95V94H221ZM62 96V95H61ZM106 96V95H105ZM109 96V95H108ZM107 96V97H108ZM187 96V95H186ZM186 96L184 97V98H186ZM66 97V96H65ZM102 97V96H101ZM107 97H106V99H105V101H107ZM122 97H123V94H122ZM182 97V96H181ZM196 97V96H195ZM82 98V97H81ZM80 98V99H81ZM84 98H83V100H84ZM121 98V97H120ZM175 98H178V97H175ZM183 98V97H182ZM182 98H181V100H182ZM191 98V97H190ZM197 98V97H196ZM195 98V99H196ZM199 98V97H198ZM206 98H207V96H206ZM216 98V97H215ZM76 99V98H75ZM75 99H74V105L72 104V101L70 102L71 104L69 105V102H68V107L69 106H72L73 107V109H74V107L76 106V105H80L79 103H78V99L76 100L77 101V103L75 102ZM99 99H102V98H99ZM123 99V98H122ZM145 99V98H144ZM147 99V98H146ZM187 99V98H186ZM17 100V99H16ZM15 100V101H16ZM56 100V99H55ZM82 100V99H81ZM82 101V103L83 102H86V101ZM117 100H119V99H117ZM133 100V99H132ZM173 100V99H172ZM185 100V99H184ZM192 100H194V99H192ZM192 100H190V101H192ZM198 100V99H197ZM196 100V101H197ZM204 101H205V99H203ZM207 100H209V99H207ZM206 100V102H208ZM68 101H70V100H68ZM102 101H103V99H102ZM101 100H100V102L101 103H103ZM151 101V100H150ZM153 101V100H152ZM151 101V102H152ZM156 101V99L154 100V102ZM176 101H177V99H176ZM179 102H180V100H178ZM177 101V102H178ZM189 101V102H190ZM199 102H200V100H198ZM9 102V101H8ZM42 102V101H41ZM52 102H54V101H52ZM62 102V101H61ZM99 102V101H98ZM97 102V100H96V104L98 103ZM100 102H99V104H100ZM122 102V101H121ZM175 102V101H174ZM176 102V103H177ZM186 102V101H185ZM188 102V103H189ZM192 102H194V101H192ZM203 102V101H202ZM210 102V101H209ZM64 103V102H63ZM81 103V104H82ZM105 103V102H104ZM155 103H157V101L155 102ZM184 103V102H183ZM182 103V104H183ZM214 103V102H213ZM6 104H7V102L5 103V104H1L0 105V165H5V166H8V163H10L11 161L12 162H17V161H20V159L23 157L22 156V150H25V148L27 147V146H25V144H26V142H25V130H26V128H27V130L31 127V131L30 132H28V133H31L32 134V136H34L33 134H34V132L33 131H35V128H36V124H39V123H34V124H32V125H30V122H32V121H30V118L31 117H34V116H30L29 114H25L24 116H21V114H18V112H16L14 109H12V107H11V109H9V108H7L8 106H6ZM35 104V103H34ZM114 104V103H113ZM118 104V103H117ZM138 104V103H137ZM143 104V103H142ZM153 105H154V103H152ZM181 104V105H182ZM186 104H187V102H186ZM190 105H193L194 107L196 106L195 104H191V103H189ZM198 104V103H197ZM200 104H203V103H201L200 102ZM207 104V103H206ZM10 105V104H9ZM66 105H67V103H66ZM86 105V104H85ZM95 105V104H94ZM150 105H151V103H150ZM153 105H151V106H153ZM170 105H172V104H170ZM173 105H175V104H173ZM178 105V107H180L179 105H180V103L178 104H176L175 106H173V109H174V107H176ZM199 105V104H198ZM205 105V104H204ZM204 105H203V107H204ZM208 105V104H207ZM17 106V105H16ZM62 106V105H61ZM82 106V108H81V112H82V110H83V106H84V103H83V105H81ZM92 106V105H91ZM91 106H89V107H91ZM141 106V105H140ZM139 106V107H140ZM144 106V105H143ZM148 106V105H147ZM165 106V110H167V111H161L162 109H164V108H162L161 110H160V108H159V110L160 111H157L156 109H158V107L159 106H157L156 105V109H155V107H153V109H155V111H157L156 113L158 114L156 117L157 118H155L156 119V121H157V123L159 122L160 124H162L159 128H158V130L159 129H161V131H163L164 129H166V127L167 128H170V125H171V122H170V120L171 119H173V116L174 117H176L175 115L176 114H178V112L175 114V115H172V117L170 116V113L172 114V113H174V112H172V110H171V108L170 109H166V107L167 108H169L168 106H166V105H164ZM206 106V105H205ZM261 106H262V104H261ZM260 106V107H261ZM10 107V106H9ZM14 107V106H13ZM37 107V106H36ZM63 107V106H62ZM65 107V106H64ZM93 107V106H92ZM126 107V106H125ZM146 107V106H145ZM187 107V106H186ZM198 107V106H197ZM199 107H202L201 105L199 106ZM241 107V106H240ZM40 108V107H39ZM76 109H74L75 111L77 110V108H79V107H75ZM88 108V105H87V107L86 108H84L85 110ZM152 108V107H151ZM177 108V107H176ZM196 108V107H195ZM206 108V110L209 112V109H208V107H205ZM261 108H263V110H264V106H262ZM19 109V108H18ZM17 109V110H18ZM42 109V108H41ZM59 110H57V111H60V113H58V114H56L57 113V111L55 110V108H54V111H49V113H51V114H49V115H53L54 117H52L53 119H50V120H52L53 122V124L52 125H55L57 122H60L61 120H62V117L64 118L65 117V115L67 114L66 113V111H64L65 109H63V110H61L60 108H58ZM69 109V108H68ZM67 109V110H68ZM70 109H71V111H73L72 110V108L70 107ZM80 109V108H79ZM88 109H90V108H88ZM118 109V108H117ZM141 109V108H140ZM146 109V108H145ZM184 109H185V106H184ZM183 109V110H184ZM201 109L202 110H204V108H199V111H198V113L199 112H201ZM238 109V108H237ZM237 109H235V115H233V116H237L236 115V112L238 111ZM38 110V109H37ZM51 110V109H50ZM94 111V109L92 108L91 109V111ZM99 110V109H98ZM148 110V109H147ZM182 110V111H183ZM185 110H187L186 112H188V109H185ZM185 110H184V112H185ZM224 110H226L225 108H224ZM262 110V109H261ZM40 111V110H39ZM42 111V110H41ZM84 111V110H83ZM90 111V110H89ZM88 111V112H89ZM131 111V110H130ZM155 111H154V113H155ZM179 111V110H178ZM197 111V109H195V112ZM227 111V110H226ZM52 112H53V114H52ZM74 112V111H73ZM77 112V111H76ZM78 112H79V110H78ZM77 112V113H78ZM87 111H84L83 113H86ZM165 112V113H164ZM181 112V111H180ZM225 112V111H224ZM262 112H264V111H262ZM39 113V112H38ZM66 113V114H65ZM83 113L80 115V116H82L83 115ZM128 113H129V115H128V117H126V118H124V117H120V118H117V120L119 121V122H121V123H123V128H125V130H127V132H126V138L127 139H130L131 141H130V143H131V149H134L135 151H133V152H135L134 154L136 155V156H138L139 154V152H138V150H140L141 148L142 149H144L143 151H144V155L146 154V156H147V162L146 161H144V156L143 157H140L141 156V154H140V156L139 157H135L136 159H130V161L129 162H126V163H122V168H120L121 170H120V172L118 171V172H116V173H113V171L111 172V173H113V175H114V177H116V178H119L118 179V181H117V184H113V183H111L110 184V186L108 187V188H106L105 189V192H106V196L105 195H102V194H100V195H98L96 198H92V199H84V198H82V197H79L78 195H74L71 199H70V202H69V205L67 206V208L69 207V206H71L70 208H74V211L75 212H72V214H74V216H77L78 215V212H86V213H88V212H91L92 210L94 211V209L96 210V209H99L100 207H102V205H104V204H107L108 203V201L110 200V199H112L113 197H115V195H116V193L117 192H119L122 188H124L125 187V184L126 183H128V179H129V177L131 176V175H133L134 176V179H135V181L137 180L138 181V179L139 178H143V179H147L148 180V185L150 186V187H152L153 185H155V183H157L158 181H161L162 179V177L164 176V173L163 172H158V173H155V172H151V169H152V167H153V165L155 164L154 163V157L153 158H151V159H149V155H153V152L155 153L156 151H154V150H158V146H155V148H154V150H153V148H152V150L150 151V153L148 154V151H147V146L148 145H150V144H152V145H156V144H154L153 143V141L151 140V139H153L154 138V135H152V134H150V132H149V120L146 118V119H143V121L142 120H140V119H138V117L135 115V116H133V114L131 113V112H129L128 111ZM131 113V114H130ZM153 113V112H152ZM167 113H169V115L167 114ZM202 113H205V112H202ZM207 113V112H206ZM217 113V112H216ZM223 113V112H222ZM230 113V112H229ZM33 114V113H32ZM34 114H36V113H34ZM41 114V113H40ZM47 114V113H46ZM45 114V115H46ZM144 114V113H143ZM149 114V113H148ZM167 114V115H166ZM184 114V113H183ZM248 114V113H247ZM264 114V113H263ZM77 115H79V113L77 114ZM85 115V114H84ZM96 115H98V114H96ZM186 115H187V113H186ZM188 115L190 116V115H192L191 113L189 114L188 113ZM202 115V114H201ZM229 115V114H228ZM41 116V115H40ZM68 116V115H67ZM99 116V115H98ZM180 116H182V115H180ZM210 116V115H209ZM262 116V115H261ZM43 117H44V114H43ZM74 117V116H73ZM78 117V116H77ZM77 117H75V118H77ZM88 117H92V116H88ZM144 117V116H143ZM192 117V116H191ZM212 117V116H211ZM225 117V116H224ZM263 117V116H262ZM35 118L36 117H34V118H32V119H34L35 120ZM40 118V117H39ZM38 118V119H39ZM46 118V117H45ZM68 118H72V117H67L66 119H68ZM80 118V117H79ZM78 118V119H79ZM82 118V117H81ZM86 118V117H85ZM179 118H181V117H179ZM190 118V117H189ZM188 118V119H189ZM195 118V117H194ZM209 118V117H208ZM229 118H230V116H229ZM236 118V117H235ZM239 118V117H238ZM256 118H259L258 116L256 117ZM65 119V120H66ZM74 119V118H73ZM72 119V120H73ZM175 119V118H174ZM260 119V118H259ZM43 120V119H42ZM69 120V119H68ZM96 120V119H95ZM94 120V121H95ZM176 120H178V118H176ZM195 120V119H194ZM240 120V119H239ZM253 120V119H252ZM261 120V119H260ZM41 121V120H40ZM175 121V120H174ZM207 121V120H206ZM225 121H227V122H229V119L228 120H226L225 119ZM258 120L256 119V121L254 120L253 122H254V125L253 126H256V128L258 127L257 125H255V122H257ZM43 122V121H42ZM42 122H41V124H42ZM76 122V121H75ZM170 122V123H169ZM193 122H195V121H192V123ZM197 122H198V120H197ZM196 122V123H197ZM253 122H249V123H252L253 124ZM261 122V121H260ZM262 122H264V121H262ZM46 123V122H45ZM64 123V122H63ZM70 123V122H69ZM81 123V122H80ZM151 123V122H150ZM156 123V122H155ZM158 123V124H159ZM173 123V122H172ZM187 123V122H186ZM249 123H248V125H249ZM47 124L48 125H50L51 124V122H47ZM46 124V125H47ZM89 124V123H88ZM95 124V123H94ZM93 124V125H94ZM170 124V125H169ZM228 125V123H225V125ZM252 124H250V125H252ZM257 124V123H256ZM262 124H264V123H262ZM48 125H47V127H48ZM83 125V124H82ZM93 125H91V126H93ZM121 125V124H120ZM153 125H155V124H153ZM157 125V124H156ZM192 125V124H191ZM232 125H233V123H232ZM232 125H231V127H232ZM44 126V125H43ZM63 126V125H62ZM78 126V125H77ZM80 126V125H79ZM78 126V127H79ZM107 126V125H106ZM264 126V125H263ZM47 127H40L41 129L42 128H45L44 129V131L46 130V129H48ZM156 127V126H155ZM251 127V126H250ZM260 127V126H259ZM259 127H258V129H259ZM59 128V127H58ZM63 128V127H62ZM64 128H67L66 126H64ZM114 128H115V126H114ZM118 128V127H117ZM120 128V127H119ZM173 127L171 126V129H172ZM190 128V127H189ZM210 128V127H209ZM226 128V127H225ZM260 128H262V127H260ZM50 129V128H49ZM60 129V128H59ZM86 129H88V127L86 128ZM85 129V130H86ZM102 129H103V127H102ZM153 129V128H152ZM170 129V130H171ZM176 129V128H175ZM178 129V128H177ZM251 129H254L253 127L252 128H250V130ZM26 130V131H27ZM39 130V129H38ZM43 130V129H42ZM69 130H71L70 128H69ZM77 130V129H76ZM109 130V129H108ZM118 130V129H117ZM119 130H121V129H119ZM123 130V129H122ZM157 130V129H156ZM167 130V129H166ZM188 130V129H187ZM192 130V129H191ZM201 130H202V128H201ZM260 130H264V128L263 129H260ZM48 131V130H47ZM46 131V132H47ZM54 131V130H53ZM80 131V130H79ZM101 131V130H100ZM111 131H114V130H112L111 129ZM111 131H110V133H111ZM151 131V130H150ZM231 131H232V129H231ZM256 131V130H255ZM254 131V132H255ZM40 131H38V133H39ZM42 132V131H41ZM96 132V131H95ZM188 132H190V131H188ZM187 132V133H188ZM243 132V131H242ZM244 132L246 133V131L244 130ZM249 132V131H248ZM45 133V132H44ZM43 133V134H44ZM50 133H52V132H50L49 131V135L51 136V134ZM106 133V132H105ZM174 133V132H173ZM191 133V132H190ZM190 133H188V134H190ZM196 133V132H195ZM198 133L200 134V133H202V132H200V131H198ZM227 133V132H226ZM251 133H253V130H251ZM37 134V133H36ZM40 134V133H39ZM80 134H81V136L83 135L81 132H80ZM79 134V135H80ZM116 134V133H115ZM154 134V133H153ZM157 134V133H156ZM168 134H169V131H168ZM168 134H166V136L168 135ZM181 134V133H180ZM185 134V133H184ZM199 134H195L196 136H198V137H196V138H199L200 137V139H201V137L202 136H200ZM202 134H204V132L202 133ZM240 134L241 133H239V138H241L240 137ZM244 134V133H243ZM263 134V133H262ZM42 135V134H41ZM46 135V134H45ZM93 135V134H92ZM103 135V134H102ZM177 135V134H176ZM179 135V134H178ZM177 135V136H178ZM193 135H194V133H193ZM209 135V134H208ZM208 135H206V136H208ZM225 135H228V134H225ZM29 136V135H28ZM38 136V135H37ZM44 136V135H43ZM42 136V137H43ZM99 136V135H98ZM123 136V135H122ZM163 136H165V134H163ZM169 136V135H168ZM190 136V135H189ZM246 136H247V134H246ZM249 136V135H248ZM247 136V137H248ZM252 136H255V135H252ZM261 136V135H260ZM45 137V136H44ZM46 137H48V135L46 136ZM80 136H77V135H74V136H72V138H70V140H69V142H67V145H68V143L70 144V145H72V146H78L79 144H80V138H79ZM104 137H106V136H104ZM174 137V134L172 135V138ZM179 137V136H178ZM231 137V136H230ZM264 137V136H263ZM38 138H39V136H38ZM126 138H124V139H126ZM159 138V137H158ZM168 138H171V136L170 137H168ZM188 138H190V137H188ZM203 138V137H202ZM238 138V139H239ZM65 139V138H64ZM102 139V138H101ZM166 139H167V137H166ZM165 139V140H166ZM193 139V138H192ZM253 139V138H252ZM66 140V139H65ZM114 140V139H113ZM171 140V139H170ZM193 140H195V138L193 139ZM193 140L191 141V142H193ZM225 140H227V139H225ZM231 140V139H230ZM246 140H247V138H246ZM97 141V140H96ZM102 141V140H101ZM175 141V140H174ZM201 141H202V139H201ZM108 142V141H107ZM167 142H168V139H167ZM170 142V141H169ZM168 142V143H169ZM180 142V141H179ZM227 142H229V141H226L225 142V146L224 147H226V145L228 144ZM238 141H236L235 143H237ZM244 142V141H243ZM259 142V141H258ZM40 143V142H39ZM129 143V142H128ZM175 143V142H174ZM194 143V142H193ZM193 143H187V145H185V150L183 149H181L182 151L181 152H183V151H185V152H183V153H181V154H183V155H185L186 157H188V158H195V159H197V160H199L200 162H202V163H204L203 161H205V160H209L208 158V156H205V155H207L208 153H207V151L204 153V151H203V153H202V151L201 150H204L203 149V147H201L202 149L199 151V147L201 146V145H199V144H197L198 146H197V149H195L196 151H193L194 149V144ZM202 143V142H201ZM200 143V144H201ZM223 143V142H222ZM232 143H234V141L232 142ZM245 143V142H244ZM248 143H250V142H248ZM125 144H127V143H125ZM160 144V143H159ZM170 144H171V142H170ZM185 144V143H184ZM188 144H190L191 146H189ZM230 144V143H229ZM262 144V143H261ZM264 144V143H263ZM39 145V144H38ZM93 145H95V144H93ZM97 145V144H96ZM113 145V144H112ZM119 145V144H118ZM207 145V144H206ZM236 145V144H235ZM244 145V144H243ZM245 145H246V143H245ZM251 145V144H250ZM259 145V144H258ZM120 146V145H119ZM173 146V145H172ZM261 146V145H260ZM264 146V145H263ZM262 146V147H263ZM95 147V146H94ZM154 147V146H153ZM179 147H181V146H179ZM244 147V146H243ZM83 148V147H82ZM121 148V147H120ZM149 148V147H148ZM199 148V149H198ZM205 148V147H204ZM219 149H217L216 148V150L217 151H215L214 150V152H216L215 154L216 155H218L219 153H221V152H223L224 150H225V148L223 149V145H220L219 147H218ZM38 149V148H37ZM37 149H36V151H37ZM151 149V148H150ZM206 149V148H205ZM212 149V148H211ZM227 149H228V146H227ZM237 149V148H236ZM247 149V148H246ZM251 149V148H250ZM255 150L257 149V148H254ZM264 149V148H263ZM64 150V149H63ZM90 150V149H89ZM88 150V151H89ZM171 151H175V146H174V149L172 148V149H170ZM262 150V149H261ZM35 151V150H34ZM88 151H87V154H88ZM91 151V150H90ZM120 151V150H119ZM142 151V150H141ZM176 151H177V149H176ZM209 151V150H208ZM244 151H245V147H244ZM259 152H260V150H258ZM258 151L256 150V152L258 153ZM42 152H43V150H42ZM132 151H130L129 153H131ZM159 152H160V150H159ZM250 152V151H249ZM248 152V154L249 155H251L252 153H253V149H252V153L250 154ZM262 152V151H261ZM113 153V152H112ZM243 152H241V154H242ZM256 153V154H257ZM86 154V153H85ZM123 154V153H122ZM160 154V153H159ZM180 154V155H181ZM195 154V155H194ZM203 154V155H202ZM205 154V155H204ZM215 154H213L212 153V155H215ZM236 154H238V153H236ZM244 154V153H243ZM254 155H255V153H253ZM263 154V153H262ZM54 156V153H53V148H52V146H49L45 151H44V153H43V157H42V159H44L45 157H47V156H49V157H51V156ZM77 155H80V154H77ZM170 155V154H169ZM174 155V154H173ZM177 155V154H176ZM179 155V154H178ZM209 155V154H208ZM234 155V154H233ZM240 155V154H239ZM249 155H247L248 157H245V156H243V157H245V158H243V157H241V158H243V159H241V162L238 164L239 165V168H240V166H241V169L239 170V172H237V169H239V168H236L237 166H235L234 167V163L236 164V162H233V164L232 163H230L231 162V160L229 161V163L230 164H228V165H226V166H224V164L223 165H221V164H219L221 167H219L218 166V169H217V172L216 173H218V176L215 174V170H214V175H212V174H210V175H212V179L214 178V176L215 177H217L218 179H220L219 180V182L220 183H223V184H225V186H224V188L226 187V186H230V187H235V188H237V189H235V191L234 192H236V194H237V196L236 197H238V195H244V196H246V195H250V196H254L255 195V197H253V201H259V203H258V207L260 208V211H262V213H263V211H264V195H263V197H261V193H263L264 194V162L263 163H261V164H258V160L259 159H263V157H261V158H257V160H254V161H258V162H255V163H250L249 162V160L252 158L251 156H253V155H251V156H249ZM261 155V154H260ZM81 156V155H80ZM132 156V155H131ZM210 156V155H209ZM232 156V155H231ZM236 156V155H235ZM40 157V156H39ZM76 157V156H75ZM122 157V156H121ZM157 157V156H156ZM159 157V156H158ZM163 157V156H162ZM216 157V156H215ZM214 157V158H215ZM230 157V156H229ZM228 157V158H229ZM78 157H76L75 159H77ZM85 158V157H84ZM160 158V157H159ZM158 158V159H159ZM212 158V157H211ZM224 158V157H223ZM235 158V157H234ZM250 158V159H249ZM24 159H26V158H24ZM33 159V158H32ZM80 159H81V157H80ZM83 159V158H82ZM255 159V158H254ZM41 160V159H40ZM69 160V159H68ZM77 160H79V159H77ZM212 160V159H211ZM234 159H232V161H233ZM264 160V159H263ZM263 160H260V162L261 161H263ZM37 161V160H36ZM36 161H35V163H36ZM64 161V160H63ZM148 161H150V162H148ZM158 161V160H157ZM198 161V162H199ZM215 161V160H214ZM221 161H222V159H221ZM235 161V160H234ZM253 161V162H254ZM32 162V161H31ZM83 162V161H82ZM211 162V161H210ZM27 163V162H26ZM161 163H162V161H161ZM257 163V164H256ZM196 164H198V163H196ZM37 165V164H36ZM116 165V164H115ZM114 165V166H115ZM156 165V164H155ZM194 165V164H193ZM200 165H201V163H200ZM199 165V166H200ZM203 165V164H202ZM209 165V164H208ZM157 166V165H156ZM155 166V167H156ZM172 166V165H171ZM29 167V166H28ZM27 167V170L29 169ZM117 167V166H116ZM119 167V166H118ZM175 167V165L173 166V168ZM214 167V166H213ZM111 168V167H110ZM167 168V167H166ZM176 168H177V166H176ZM180 168V167H179ZM192 168V167H191ZM202 168V167H201ZM205 168V167H204ZM215 168V167H214ZM226 170L227 172H226V174L224 175V171L223 172H221V170ZM39 169H40V167H39ZM115 169V168H114ZM171 169V168H170ZM175 169V168H174ZM184 169V168H183ZM199 169H200V167H199ZM198 169V170H199ZM212 169V168H211ZM216 169V168H215ZM112 170V169H111ZM116 170H117V168H116ZM119 170V169H118ZM163 170H165V169H163ZM177 170V169H176ZM179 170V169H178ZM177 170V171H178ZM188 170V169H187ZM197 170V171H198ZM170 171V170H169ZM172 171V170H171ZM114 172H115V170H114ZM173 172V171H172ZM180 172V171H179ZM110 173V174H111ZM175 174L177 173V172H174ZM173 173V174H174ZM181 173H182V171H181ZM208 174V173H207ZM144 176V177H143ZM25 177V176H24ZM18 178H20V176L18 177ZM141 178V179H142ZM210 178V179H211ZM15 179H16V177H15ZM115 179V178H114ZM134 179L132 180V181H134ZM218 179H216V180H218ZM113 180V179H112ZM140 180V179H139ZM131 181V182H132ZM139 182V181H138ZM15 183V182H14ZM141 183V182H140ZM144 183V182H143ZM18 184V183H17ZM22 184V183H21ZM20 184V185H21ZM27 184V183H26ZM219 184V183H218ZM19 184H18V187L20 186ZM135 185V184H134ZM99 189V188H98ZM254 189V190H253ZM140 190H141V186H136L135 185V187H133V189H131V191H128V194H127V196L128 195H135V193H136V195H137V193L138 192H140ZM237 190V191H236ZM260 190V191H259ZM228 191V190H227ZM226 191V192H227ZM230 191V190H229ZM228 191V192H229ZM232 191V192H233ZM11 192V191H10ZM21 192V193H20ZM20 194H18V191H13L11 194H10V196H8V199L7 198H5V199H3V200H1L0 201V220L2 219V218H5L4 220H2V221H6V222H8V223H10L11 224V222L13 221V220H17L18 222L17 223H19V225H21V222H23V220L26 222H31L32 220H34L33 218H34V216H35V213H36V209H37V203L36 202H38L37 200H39L38 199V192H34V191H30L29 190V188H27L26 186H24L23 184L20 186ZM234 192H233V194H234ZM23 193H24V195H23ZM230 193H231V191H230ZM233 194H231V195H229V196H232L233 197V200H235L236 198L233 196ZM246 194V195H245ZM35 195V196H34ZM34 196V198L35 199H37L35 202L34 201H30L31 200V197H33ZM126 196V197H127ZM5 197V196H4ZM23 197H25L26 198V202H28L29 204H26V205H29V207L27 206H25L24 208H23V201H25V199L23 198ZM242 197L243 196H241V199H242ZM247 197V196H246ZM251 197V198H252ZM130 198V197H129ZM132 198V197H131ZM226 198V197H225ZM230 198V197H229ZM235 198V199H234ZM257 199V200H255V199ZM1 199V198H0ZM24 199V200H23ZM231 199V198H230ZM238 199V200H237ZM236 200L239 202V198H237ZM248 199V198H247ZM34 200V199H33ZM125 201V200H124ZM25 203V202H24ZM123 203V202H122ZM54 205H56V203L54 202V201H52V200H47L46 199V201H45V203H44V205H43V208H42V211H41V213H39V224L40 223H42V221H43V218H44V216H45V214H46V211L48 212V209H51ZM55 207V206H54ZM239 209V208H238ZM72 211V210H71ZM259 211V212H260ZM261 213V212H260ZM264 214V213H263ZM262 214V215H263ZM9 217V218H7L6 219V217ZM87 216V215H86ZM77 218V217H76ZM102 222V221H101ZM103 222H105L104 220H103ZM102 222V223H103ZM109 222V221H108ZM32 223V222H31ZM43 224V223H42ZM97 225H101L100 224V222H99V224L97 223ZM39 226H41V225H39ZM96 226V225H95ZM124 230V229H123ZM249 249H251L250 248V246H249ZM253 250V249H252ZM254 250H256V249H254ZM66 252L68 253V255L69 256H72V255H75V245H73V244H71L70 246H68L67 248H66ZM254 252V251H253ZM66 254V253H65ZM108 261V260H107ZM110 262H111V260H109V262H106V261H98L97 263H92V264H110ZM117 264H121L120 262L119 263H117Z\"/></svg>",
	"mask_w": 264,
	"mask_h": 264
},
{
	"label": "crops",
	"instance_id": "obj_3",
	"mask_svg": "<svg viewBox=\"0 0 264 264\" xmlns=\"http://www.w3.org/2000/svg\"><path fill=\"white\" fill-rule=\"evenodd\" d=\"M134 224L135 226H133L129 232L120 234L119 238H117L119 256L121 259L118 257L115 264L119 262L121 264H123V262L125 264L189 263L190 258L188 260V256L190 257L191 252L185 245L179 243V236H188L189 232L195 233V231L186 230L185 227L180 228V230L165 228L162 224L160 225V223L152 222L149 219L145 222H135ZM118 229L124 232L129 228L125 224H121L118 226ZM173 235H176V237ZM257 251L256 249L253 253L257 255ZM76 254H79V250L75 248V255ZM181 257H184L183 261ZM96 260L97 261H94L95 263L98 261L109 262L111 259L100 258ZM229 264L235 263L230 261Z\"/></svg>",
	"mask_w": 264,
	"mask_h": 264
}]
</instances>
